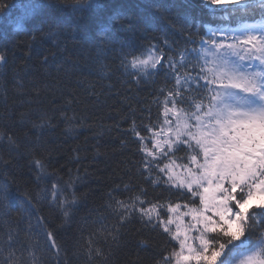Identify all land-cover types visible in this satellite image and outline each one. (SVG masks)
I'll return each mask as SVG.
<instances>
[{
  "label": "snow or ice",
  "instance_id": "6c2138e0",
  "mask_svg": "<svg viewBox=\"0 0 264 264\" xmlns=\"http://www.w3.org/2000/svg\"><path fill=\"white\" fill-rule=\"evenodd\" d=\"M93 6L104 8L95 0L71 5L73 14ZM35 7L29 0L24 14ZM180 7L183 11L175 14L164 7L162 14L184 37L182 46L162 33L138 49L120 48V68L132 83L159 86L141 106H130L125 117L120 143L131 157L108 190L102 210L80 229L77 243L87 264H107L105 246L109 251L118 247L122 231L134 221L162 238L153 264H264V0H182ZM5 10L0 3V13ZM120 18L116 13L110 21ZM47 60V55L41 57V63ZM6 62L0 52V64ZM34 95L35 101L22 100L21 107L40 102L39 87ZM72 103L66 100L53 115L37 108L35 119L33 113L21 112L17 120L10 108L11 123L0 130V166L11 162L2 155L5 146L10 154L18 153L20 140L11 129L19 125L28 128L24 137L36 180L56 176L48 171L42 137L57 111L71 131L76 115L69 116L67 108ZM78 179L69 171L67 180L57 178L43 195L37 194V200H48L61 213L64 223L71 221L80 202ZM10 196L7 186H0L5 207ZM22 203L36 208L27 193ZM46 224L37 217L26 231L38 236ZM19 231V225L7 229L0 244V254L7 251V256L0 264H28L25 254L30 264H39L37 245L20 243L17 249ZM44 236L47 250L59 261L64 249L55 232ZM140 244L146 246L143 240Z\"/></svg>",
  "mask_w": 264,
  "mask_h": 264
},
{
  "label": "trees",
  "instance_id": "16d2710c",
  "mask_svg": "<svg viewBox=\"0 0 264 264\" xmlns=\"http://www.w3.org/2000/svg\"><path fill=\"white\" fill-rule=\"evenodd\" d=\"M28 2L0 0L6 7L0 13V22H6L12 30L7 38L0 37V52L7 57V62L0 64V130L11 123L7 120L10 108L15 109L17 120L21 112L33 113L35 119V109L53 115V109L64 108L68 99L73 103L67 114L75 113L76 122L69 131L57 111L52 127L45 129L43 155L49 173L57 175L40 181L29 168L30 146L24 137L28 128L17 125L11 129L20 146L18 153L10 154L7 146L2 153L11 162L6 168L0 166V186H7L11 196L7 207L0 203V244L7 239V229L19 225L17 249L20 243L37 245L39 264H87L77 243L80 229L99 214L97 210H102L108 190L124 174L126 161L131 157L120 143L124 138L121 129L127 127L125 117L130 106H141L159 86L132 83L120 68V48L138 49L162 33H167L172 41H183L184 37L168 26L162 14L164 7L170 8L172 14L182 12V0H95L104 5L102 10L84 7L75 14L71 7L75 0H31L36 7L25 15ZM116 13L121 18L110 21ZM49 31L56 35L49 37ZM43 55L48 56L46 63H41ZM36 87L40 89V102L21 107L22 100L35 101ZM69 171L73 177L79 176L76 189L80 202L71 221L64 223L61 213L48 200H37V194L43 195V190L57 178L61 182L67 180ZM25 193L35 209L22 203ZM40 216L47 221L46 227L37 230L38 236L29 234V221L35 225ZM46 231L55 232L56 242L64 249L59 261L47 250ZM141 240L146 246L140 244ZM161 242V237L134 221L122 231L118 247L109 251L105 246L107 264H153L154 252ZM16 254L19 256L20 251ZM6 256L7 251L0 254V259ZM25 260L30 264L27 254Z\"/></svg>",
  "mask_w": 264,
  "mask_h": 264
},
{
  "label": "bare ground",
  "instance_id": "6f19581e",
  "mask_svg": "<svg viewBox=\"0 0 264 264\" xmlns=\"http://www.w3.org/2000/svg\"><path fill=\"white\" fill-rule=\"evenodd\" d=\"M10 35H12L10 26L4 21L0 22V37L7 38Z\"/></svg>",
  "mask_w": 264,
  "mask_h": 264
}]
</instances>
